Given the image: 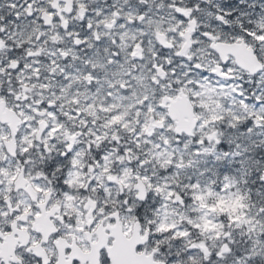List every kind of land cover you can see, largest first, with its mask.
Returning a JSON list of instances; mask_svg holds the SVG:
<instances>
[{"label":"snow or ice","instance_id":"snow-or-ice-1","mask_svg":"<svg viewBox=\"0 0 264 264\" xmlns=\"http://www.w3.org/2000/svg\"><path fill=\"white\" fill-rule=\"evenodd\" d=\"M0 264H264V0H0Z\"/></svg>","mask_w":264,"mask_h":264}]
</instances>
